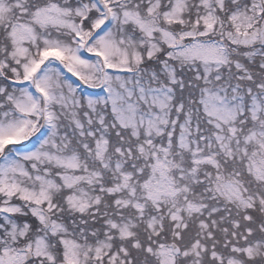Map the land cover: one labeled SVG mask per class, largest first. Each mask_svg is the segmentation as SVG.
<instances>
[{"label": "snow or ice", "instance_id": "snow-or-ice-1", "mask_svg": "<svg viewBox=\"0 0 264 264\" xmlns=\"http://www.w3.org/2000/svg\"><path fill=\"white\" fill-rule=\"evenodd\" d=\"M0 264H264V0H0Z\"/></svg>", "mask_w": 264, "mask_h": 264}]
</instances>
